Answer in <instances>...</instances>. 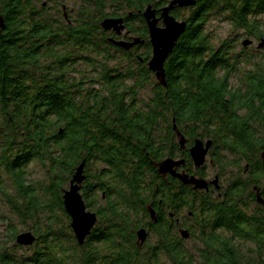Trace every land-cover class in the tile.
Instances as JSON below:
<instances>
[{
    "label": "trees",
    "instance_id": "obj_1",
    "mask_svg": "<svg viewBox=\"0 0 264 264\" xmlns=\"http://www.w3.org/2000/svg\"><path fill=\"white\" fill-rule=\"evenodd\" d=\"M167 2L0 0V172L7 177L6 184L0 179V197L36 237L29 254L18 253L16 243H0V264H164L162 257L167 264H264V215L248 211L249 180L233 178L223 203L209 201L205 193L170 188L152 164L178 151L191 166L187 150L174 141V119L188 142L211 138L216 149L242 156L249 179L264 171L258 159L250 162L264 150V57L244 69L233 87L241 50L230 48L238 34L214 47L205 30L214 13L259 36L264 0H196L186 7V28L164 63L162 86L147 67L152 49L141 13L150 3L159 11ZM181 9L175 7L172 15L177 18ZM119 16L141 43L125 49L109 41L117 37L101 22ZM112 47L126 54V70L104 64L114 56ZM96 63L97 77L79 66L94 69ZM148 85L151 94L142 98L140 90ZM82 161L80 193L97 221L80 245L61 194ZM31 162L44 170L43 179H29ZM148 203L157 220L142 225L157 239L140 248L135 232L141 225L134 217L147 215ZM177 203V209L186 204L190 210L197 203L199 263L162 214L164 206L173 211ZM6 223L15 242L16 225ZM236 239L253 241L257 254L242 252Z\"/></svg>",
    "mask_w": 264,
    "mask_h": 264
},
{
    "label": "water",
    "instance_id": "obj_2",
    "mask_svg": "<svg viewBox=\"0 0 264 264\" xmlns=\"http://www.w3.org/2000/svg\"><path fill=\"white\" fill-rule=\"evenodd\" d=\"M196 3V0H170L167 5L159 9V17L156 16V9L153 8L152 3L148 4L142 11L141 15L145 20L148 29V38L151 45V56L147 61V67L154 73L156 82L159 85L166 86V77L164 70V63L171 53L176 41L182 35L186 28V20H177L172 15L171 10L175 7L182 8L184 6H191ZM0 27H3V20L0 15ZM101 27L104 30H112L116 34L122 33L124 30V17H106L101 22ZM113 44L125 49L131 48L133 45L141 43L142 40L138 36H132L130 40L109 38ZM252 41L244 39L243 45H248ZM264 46V38L260 39L257 48ZM172 131L179 144V149L185 148L186 138L176 125L174 119L172 120ZM212 139L203 141L200 138H195L193 144L188 147L189 154L196 168L204 164L206 152L212 145ZM184 163L182 157L174 159L172 157H165L160 161H152L156 172L165 176L170 173L172 176L177 177L183 184L191 185L193 189H206L207 182L202 177H197L182 171H176V168ZM84 161H82L73 173L69 185L62 190L61 198L65 212L70 217V227L78 244H83L86 237L90 234L91 230L96 224L97 215L94 211L89 210L80 193L82 182L85 179L83 173ZM215 181V180H214ZM256 189V188H255ZM257 201L260 202L261 197L256 192ZM146 209L149 214V219L152 223L157 220V214L151 205H147ZM180 234L184 238L188 237L186 229H180ZM147 231L145 228L136 230V243L142 245L145 242ZM35 235L30 230L22 231L15 237L16 244L19 245H32L35 241Z\"/></svg>",
    "mask_w": 264,
    "mask_h": 264
},
{
    "label": "rangeland",
    "instance_id": "obj_3",
    "mask_svg": "<svg viewBox=\"0 0 264 264\" xmlns=\"http://www.w3.org/2000/svg\"><path fill=\"white\" fill-rule=\"evenodd\" d=\"M168 2H169V0H168ZM168 2H167V4H168ZM71 3H72L71 1H68V7H70ZM167 4H165V5H167ZM186 7H189V6H184L180 12L182 14L180 16H178L177 18L175 17L177 20H179V21L184 20L183 18L185 15H187V11H188L186 9ZM160 8H158V9H160ZM155 9H156V7H155ZM257 17H258V22L261 24L260 30H259L261 32V34L257 37H254L253 35L248 34V33H244L243 29L234 28L231 25L230 21L225 19L223 14H218V15L214 14V13L210 14L209 18L205 24V30H206V32H208L211 35V40H212L213 44L215 45L214 47L218 46L222 40L229 38V37L231 38L234 34H238L237 41L232 42L233 45H232V48H230V50L233 53H236L239 50H241V55H240L238 63H237L238 73L236 76H233L230 80V84L233 87H236L238 84H240L241 73L243 72L244 69L252 68L254 63L262 61L261 59H262V57H264V46L258 50L256 49V46L260 43V37L264 38V14L257 16ZM138 23H139L138 21L131 22L132 26H138ZM125 32H126V35L123 36V34ZM111 35H115V34L110 33L109 36H111ZM132 36H137V33L129 32L127 30V27H126V31L124 29L122 31V33L119 36H117V38H120V39L123 38V40H130ZM244 39H250L252 41L250 46H249V44L248 45L242 44V41ZM141 49H139V50H141ZM110 50L114 56L112 59H110L108 61L106 60L104 62V64L107 66H115L117 68H121L123 70H126V54L120 50L115 49V47L114 48L112 47V49H110ZM247 55L251 56V60L249 57H247ZM150 56H151V54H150ZM243 56L247 57V61L244 60ZM96 57H97L98 61L103 64V61H104L103 55L97 54ZM79 66H80V69L82 71L86 72L89 76H93V77L98 76L100 64L96 63L94 69L92 66H89L86 64H82V66L80 64ZM153 75H154V73H153ZM154 79L156 81L155 76H154ZM88 84H86V85H88ZM100 84L101 83H99L97 81L93 85H94V87H98ZM150 89H151L150 85H148L147 88L141 89L139 96H141L142 98H146L144 96H149L151 94ZM196 138H198V137H196ZM207 139H211V138H207ZM207 139L205 137V139L203 138L202 140L205 141ZM194 140H195V138H194ZM174 141L177 143L175 137H174ZM190 144L192 145V143L188 142L187 138H186L185 146L190 147L191 146ZM212 144H213L212 149H216V147H215L216 144H214V142H212ZM178 146H179V144H178ZM184 149H180V150L185 151ZM220 150H222V153L220 152ZM218 151L221 153L218 155L219 161H214L212 164H210L208 161L209 157H207L205 164H206V166H208V172H209L207 179H211L212 181H214L216 179L214 174H218L219 177L221 178L220 184H221V187L223 190L224 187L228 184V182L230 180H232L233 178H235L237 176L239 178L245 177V175H246L245 164L247 163V161L242 156L230 153L227 150H223V149L218 148ZM262 151H264V150H262ZM176 152L178 154H175L174 157H176L177 159H178V157L180 158V156H184V155H181L178 151H176ZM260 153H262V152L257 151L255 156L251 158L250 162H252L257 157H259ZM180 167H182V166L179 165L177 168H180ZM27 171L29 173V176H28L29 179H32V180L36 179L37 180V179H43L44 178V170L36 162H31L27 166ZM246 172L248 174L249 167L246 170ZM152 177L153 176L150 174V178H152ZM6 178L7 177H6L5 173L0 172V179L3 180V182L6 181ZM166 180H172V179L170 177H168V178L164 179L163 182H166ZM261 180H264V176L260 177V181ZM6 182H5V184H6ZM180 182L181 181L179 180V183ZM68 183L66 185H64L65 188L68 187V185H69ZM1 184H2V181H1ZM171 186L173 187L174 184L172 183ZM9 191L12 192L11 187L9 188ZM80 192H81V190H80ZM102 202L103 201H101L100 203H102ZM147 205H150V203H148ZM250 210L251 209H249L248 211H250ZM170 215H172L171 219L178 217L179 220H182L188 226L187 228L190 230V232L188 231V237H186V238L185 237L183 238L181 236V234L178 231V229L176 228V226L173 227L172 232H173V234H175L181 238V240H182L181 242H182V245L184 246L185 250L188 253L195 255V253L199 252V249L202 247V243H201L200 238H199V231H200L199 223H197V221H196L197 225L195 227H192V225H191L193 222L192 220L194 218L193 216L191 217L192 211L189 210L188 207H183L179 211H176L175 213L171 212ZM167 216H168V218H167ZM135 218L137 219L138 224L141 225L140 228L143 227L147 231L145 242L142 245H140V248L145 247V245L150 246V245L154 244L156 242L157 235L153 231H151L147 225H142L145 221L150 220L149 214L144 215L143 213L138 212L136 214V216L134 217V219ZM165 218L169 219L168 210H166V212H165ZM8 220H11L14 223V225H16L17 232H19V233L22 231L30 230L20 222L18 217H15L14 214L12 215V213L9 210L8 205L0 197V243L4 244V246L9 245L10 243H16V242H14V240L13 241L9 240L10 232H8V230L6 229L7 228L6 221H8ZM53 224H54V227L59 226L58 222H55ZM135 234H136V232H135ZM135 242H136V237H135ZM235 242L242 252H247L248 250H251V254H257L256 250H255L257 248H256V245L253 241L236 239ZM32 246L33 245H28V246L21 245V248H18L17 251H18V253L23 252L25 254H29L32 251ZM263 257H264V249H263ZM192 258H193V256H192ZM162 260L165 262H163ZM162 260L161 261L164 264H167L168 260H166L164 257H162ZM193 260H194V263H199V257L198 256L195 255Z\"/></svg>",
    "mask_w": 264,
    "mask_h": 264
},
{
    "label": "flooded vegetation",
    "instance_id": "obj_4",
    "mask_svg": "<svg viewBox=\"0 0 264 264\" xmlns=\"http://www.w3.org/2000/svg\"><path fill=\"white\" fill-rule=\"evenodd\" d=\"M170 1V0H169ZM156 16H158L159 17V14H160V12L159 11H157L156 10ZM124 25H125V27H124V29H125V31H126V24H125V22H124ZM107 31H109V32H112V33H114L115 35H116V37L117 36H119L120 34H116L114 31H112V30H107ZM126 35V32L123 34V36H125ZM116 39H120V38H116ZM121 39H123V38H121ZM250 44L251 43H249V46H250ZM256 49L258 50V49H260V48H257V46H256ZM194 142V141H193ZM193 142H192V144H193ZM191 145V144H190ZM189 145V146H190ZM213 145V144H212ZM210 146V148L207 150V152H206V158L207 157H209V159H208V161H209V163L210 164H212L214 161H215V158L218 156V153H222V150H220V152L218 151V149H212V147L213 146ZM215 147H216V145H215ZM185 149L187 150V152L186 153H188L189 154V151H188V147L187 146H185ZM262 153H260V156L259 157H257L255 160H259L261 163H262V165L264 166V151H261ZM184 153V152H183ZM220 153V154H221ZM175 154H178L177 152H173V154H171V155H166V156H164V157H162L161 159H159V160H157V161H160V160H162L163 158H165V157H172V158H174V159H177L176 157H174L175 156ZM189 156H190V154H189ZM180 157H182L183 159H184V163L183 164H181V166L182 167H180V168H176V170L177 171H182V170H184L185 172H187V173H189V174H193V175H195V176H197V177H202V178H204L205 180H206V182H207V188L206 189H197V190H195V189H193L192 188V186L191 185H188V184H183V183H179V180L176 178V177H173V176H171V174L170 173H167L165 176H161V175H159L157 172V175L159 176V178L160 179H162V181H164V179H166V178H168V177H170L172 180H166V183H167V186H169L170 188L172 187L171 186V184L173 183L174 184V186L172 187V188H175V187H179V186H183V187H185L186 189H188V190H191L192 191V193L193 194H203V193H205V194H207L208 196H209V201H219V202H224V199H225V197H226V194H227V190H228V187H229V184L231 183V181L232 180H230L229 182H228V184L224 187V189L222 190V187H221V184H220V181H221V178L219 177V175L218 174H214V176L216 177V179H215V181H212L211 179H207V177H208V175H209V172H208V166H206V164H205V162H206V158H205V162H204V164L203 165H201L200 167H198V168H196L195 166H194V164H193V161H192V159H191V156H190V159H191V166H187V163H186V161H185V157L184 156H180ZM215 157V158H214ZM179 158V157H178ZM254 160V161H255ZM248 163H246L245 164V173H246V175H245V177H241V179H244V180H249L250 181V184H249V188H250V190L252 191V197H250V200H249V206H248V210L249 209H251L249 212H253L255 209H259L262 213H263V215H264V180H261L260 181V177L261 176H264V171H259V172H257V173H254L253 175V177H251L250 179H249V175L247 174V172H246V170L248 169ZM155 168V170H156V167H154ZM176 178V179H175ZM214 178V177H213ZM256 179V181H254V182H252L253 180H255ZM183 184V185H182ZM256 188V189H255ZM256 192L260 195V197H261V200L262 201H260V202H258L257 201V198H256ZM175 205V204H174ZM179 205H178V203H177V205H176V208H175V210H170L168 207H166V206H164L165 208H162V214H163V216H164V218H165V212H166V210H168V215H169V219H168V221L170 222L169 223V225L170 226H172V229H173V227L174 226H176V228L178 229V231H180V229H186L187 231H189L190 232V230L187 228L188 226L182 221V220H179L178 219V217H175L174 219H171L172 218V215H170V213L171 212H176L177 210L179 211L181 208H183V207H187V205L186 204H183V205H181L180 206V208L179 209H177V207H178ZM196 206H197V203L194 205V207L192 208V215H191V217L193 216L194 218H193V222H192V227H195L196 225H197V223H199V227H201V220H200V217H196L195 215H194V212H196L197 211V209H196ZM189 209V208H188ZM190 210V209H189ZM175 215V214H174ZM173 215V216H174ZM167 218H168V216H167ZM166 219V218H165ZM196 221H197V223H196ZM156 223V222H155ZM191 234V233H190Z\"/></svg>",
    "mask_w": 264,
    "mask_h": 264
}]
</instances>
